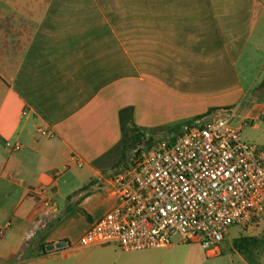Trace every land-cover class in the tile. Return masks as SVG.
<instances>
[{"label": "crops", "instance_id": "crops-1", "mask_svg": "<svg viewBox=\"0 0 264 264\" xmlns=\"http://www.w3.org/2000/svg\"><path fill=\"white\" fill-rule=\"evenodd\" d=\"M5 2L0 264H84L69 230L75 221L82 234L116 204L106 177L126 161L113 151L121 109L145 130L229 119L246 103L243 117H264L253 101L264 97V0H88L81 20L69 19L70 0ZM59 241L61 256L38 254Z\"/></svg>", "mask_w": 264, "mask_h": 264}, {"label": "built area", "instance_id": "built-area-1", "mask_svg": "<svg viewBox=\"0 0 264 264\" xmlns=\"http://www.w3.org/2000/svg\"><path fill=\"white\" fill-rule=\"evenodd\" d=\"M5 147L21 144L7 140ZM127 158L106 177L116 204L67 249L112 243L138 250L177 236L214 253L230 225L249 229L264 219V144L244 141L227 116L199 118L152 140L146 133Z\"/></svg>", "mask_w": 264, "mask_h": 264}, {"label": "rangeland", "instance_id": "rangeland-1", "mask_svg": "<svg viewBox=\"0 0 264 264\" xmlns=\"http://www.w3.org/2000/svg\"><path fill=\"white\" fill-rule=\"evenodd\" d=\"M85 2L87 4L88 0H70L68 11H66L70 20H81L84 18L81 5ZM87 6H90V4ZM6 7L7 3L5 0H1L0 50L1 26L4 22V18H2L1 15L5 13V17L8 18L13 12V10ZM252 94L253 93L250 95L251 98H253ZM247 101L248 99L245 100V102ZM253 101L264 104V97L255 95ZM246 104L238 109V115L236 117L229 118V122H231L232 125H240L241 137L244 141L263 145L264 117L259 114L248 118L243 117L245 112L241 111V109L245 107ZM133 147L124 152L121 161L128 159L127 157ZM113 151L117 153L119 149H114ZM98 205L96 204V206H98L97 212L105 210L104 206L101 204ZM80 234V223L73 221L69 230V239L75 242L78 240ZM250 235L255 237H248ZM242 238H245V240ZM235 240L237 242L236 245H234ZM211 247L212 246L203 247L200 243L179 242L178 237L174 236L171 239V244L168 246L125 250L110 243L104 247H98L93 251H90V247L78 246L77 249L71 252V256L84 264H86L89 259H93L94 264H264V219L257 220L249 229L240 224L230 225L223 236V240L217 245V250L214 253L209 252ZM56 252L61 256L60 254L63 252V248H59Z\"/></svg>", "mask_w": 264, "mask_h": 264}, {"label": "trees", "instance_id": "trees-1", "mask_svg": "<svg viewBox=\"0 0 264 264\" xmlns=\"http://www.w3.org/2000/svg\"><path fill=\"white\" fill-rule=\"evenodd\" d=\"M210 113V112H209ZM209 113L197 116L193 120L180 122L171 127H161V128H154L150 130H145L138 127L132 118V107L128 106L119 111V125L121 129V139L117 143V145L113 148L118 150L119 149V157L120 159L123 158L124 152L133 147L137 142L141 141L143 136L147 133L150 135V139L152 140L155 137H163L172 134H176L180 132L184 125L192 123L194 120L206 117ZM118 148V149H117ZM82 211V210H80ZM245 240V238H242ZM247 239V238H246ZM237 242L235 240L234 245ZM48 252L45 250L44 245L40 246L38 250L39 255H46Z\"/></svg>", "mask_w": 264, "mask_h": 264}, {"label": "water", "instance_id": "water-1", "mask_svg": "<svg viewBox=\"0 0 264 264\" xmlns=\"http://www.w3.org/2000/svg\"><path fill=\"white\" fill-rule=\"evenodd\" d=\"M65 241H59L55 244H49L45 247V250L47 251H51V250H54V249H59V248H62L65 246ZM106 245V244H105Z\"/></svg>", "mask_w": 264, "mask_h": 264}]
</instances>
